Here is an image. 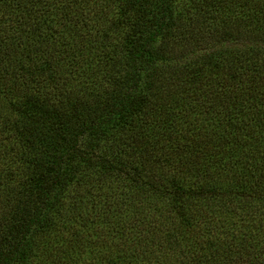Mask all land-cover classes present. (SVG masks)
Returning a JSON list of instances; mask_svg holds the SVG:
<instances>
[{
  "label": "trees",
  "instance_id": "obj_1",
  "mask_svg": "<svg viewBox=\"0 0 264 264\" xmlns=\"http://www.w3.org/2000/svg\"><path fill=\"white\" fill-rule=\"evenodd\" d=\"M0 264H264V0H0Z\"/></svg>",
  "mask_w": 264,
  "mask_h": 264
},
{
  "label": "rangeland",
  "instance_id": "obj_2",
  "mask_svg": "<svg viewBox=\"0 0 264 264\" xmlns=\"http://www.w3.org/2000/svg\"><path fill=\"white\" fill-rule=\"evenodd\" d=\"M111 180H112V179H111ZM111 180H108L107 182L103 183V185L101 186V189H105V188L107 187V184H109V182H110ZM111 183H112V181H111ZM87 185H88V184H87ZM113 185L116 186L118 189H119V188L126 189V187H125L126 185L123 184V183L118 184L117 182H113ZM77 190L80 192V191L82 190V185H80V186L77 188ZM108 191H110V189H108Z\"/></svg>",
  "mask_w": 264,
  "mask_h": 264
}]
</instances>
